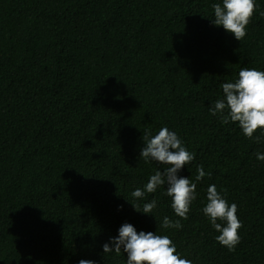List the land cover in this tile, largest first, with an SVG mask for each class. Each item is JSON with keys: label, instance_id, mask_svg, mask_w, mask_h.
Segmentation results:
<instances>
[{"label": "trees", "instance_id": "16d2710c", "mask_svg": "<svg viewBox=\"0 0 264 264\" xmlns=\"http://www.w3.org/2000/svg\"><path fill=\"white\" fill-rule=\"evenodd\" d=\"M215 3L0 0V264H127L103 252L124 223L193 264H264V134L210 113L241 68L264 71V0L240 41L213 23ZM163 127L195 157L177 174L196 183L186 220L166 184L131 195L167 167L140 157ZM200 165L211 175L197 181ZM213 184L238 207L233 251L202 211ZM153 199L151 215L132 205Z\"/></svg>", "mask_w": 264, "mask_h": 264}, {"label": "clouds", "instance_id": "9594fccd", "mask_svg": "<svg viewBox=\"0 0 264 264\" xmlns=\"http://www.w3.org/2000/svg\"><path fill=\"white\" fill-rule=\"evenodd\" d=\"M215 19L213 23L234 35L240 41L247 32L246 27L250 23L256 10L255 0H223V4L212 5ZM224 99H218L210 113L219 114L221 123L238 122L243 134L253 138L257 130L264 134V71L255 68H241L236 82H227L221 85ZM226 112V114H225ZM259 140V137H256ZM144 147L140 152L147 162L151 160L167 165L164 171H156L151 175L143 189H135L131 195L134 198H143L145 192L154 193L159 186L167 185L166 194L171 197V207L176 216L187 219L192 202L196 199V183L189 178L178 177V172L194 160V154L187 150L179 136L167 127L159 130L158 134H144ZM256 158L264 161V154L257 153ZM199 181L205 175L203 165L197 168ZM136 211L150 214L157 207V201L143 205V210ZM209 217L211 225L220 233L216 240L233 251L240 243L239 229L243 226L239 220L235 203L229 205L228 201L217 191L216 186L210 185L207 189V204L202 209ZM224 223H218L217 221ZM164 229H181L180 220L173 221L168 216L162 220ZM118 237L110 238V243L103 245L104 253L115 252L117 255L123 251L127 253V264H193L190 259L182 258L177 252L176 245L168 235L156 232H137L130 223H124L119 228ZM111 245V246H110ZM79 264H95L92 260L81 259Z\"/></svg>", "mask_w": 264, "mask_h": 264}]
</instances>
